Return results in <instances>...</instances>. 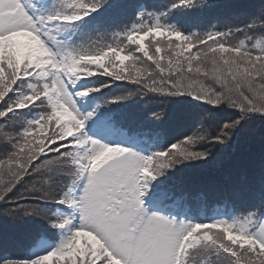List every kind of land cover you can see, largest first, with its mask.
I'll list each match as a JSON object with an SVG mask.
<instances>
[{
  "label": "trees",
  "instance_id": "16d2710c",
  "mask_svg": "<svg viewBox=\"0 0 264 264\" xmlns=\"http://www.w3.org/2000/svg\"><path fill=\"white\" fill-rule=\"evenodd\" d=\"M177 4L178 0H107V3L95 11L89 10V14L84 15L81 20L64 26L69 31L77 29H72L76 38L71 43V52L94 51L116 43L128 45V51L141 57L142 63H138V67L147 68L154 76H158L160 73L155 65L147 61L143 53L136 51L135 44L126 40L127 32L134 27L158 23L195 38H203L214 32L222 33L229 45L238 47L243 42L245 48L253 50V58L258 55L264 57L258 48H254L257 41H264V0H196L192 6H174ZM58 11L66 13L69 8L65 6ZM169 39L167 36H160L145 40L150 53L155 52L156 40L160 41L163 51L159 55L163 57L161 63L166 68L169 59L166 45ZM171 39L175 40V37ZM195 50L192 49L193 52ZM237 60L240 61V57ZM125 63L130 64L131 61ZM206 64L207 70L211 71V60L206 61ZM27 66L29 65L25 64L18 74L14 51L10 49L5 52L0 66L6 69V74L0 71V110L23 109H16L0 118V158L12 151L8 138L26 128L30 131L25 135V149L37 151V146H46L42 133L47 129L45 117L48 110L40 108L35 101L37 96L44 97L51 87V79L44 81L31 76L33 69L29 72ZM176 71L173 67L172 72ZM204 71L203 65L200 74H196L194 70L188 73L186 64L183 68L186 77L199 75L202 78ZM85 88L99 89L90 94V108L98 110L103 116L111 117L118 130L130 131L139 126L137 132H131L133 137L152 143L158 153L187 137H205L194 148L195 151H209L205 159L181 160L174 166L163 169L159 176L150 181L153 188L152 201L157 207L180 213L190 212L189 221L193 224L203 223L201 226L211 222L214 224L216 221L234 223L238 227L246 224L251 234L264 226V114L248 113L226 143L212 144L206 138L215 135L222 124L237 120L241 116L239 109L229 107L226 103L213 107L186 94L182 97L161 95L148 91L141 85L115 80L102 74L88 78ZM120 97L126 99H119ZM168 102L174 107L167 108ZM163 111L159 119L154 117V113ZM0 115L4 113L0 112ZM213 115H217L219 119L216 125L213 124L214 121H210ZM205 120L209 124L208 128L202 127ZM238 129L248 133L246 140L237 137ZM56 132L60 136H66L61 129ZM211 159L216 165L205 167L204 165H210ZM200 166L203 171L197 173ZM218 172L221 174L217 176L215 183L219 193L212 199L192 197L191 192H181L178 189V183H184L186 187H197L203 175H216ZM77 179L78 168L70 157L56 160L39 173L25 177L24 182L8 194V197H13V206L7 205L9 199L0 201V264H30L32 260L39 256L43 258L42 255L47 253V264H85L86 260L88 264L91 262L74 233L78 227L74 225L73 215L66 206ZM33 184L49 198L36 199L30 196L22 203L37 210L33 212L28 208V214H25L22 208L15 207V203ZM227 192L234 193L235 197L227 195ZM61 199L65 200L64 203L60 202ZM220 232L227 236L225 234L230 231L217 226L212 233L216 241H219ZM56 249L63 251L53 258L51 251ZM186 264H232V257L216 243L203 242L190 251Z\"/></svg>",
  "mask_w": 264,
  "mask_h": 264
},
{
  "label": "snow or ice",
  "instance_id": "6c2138e0",
  "mask_svg": "<svg viewBox=\"0 0 264 264\" xmlns=\"http://www.w3.org/2000/svg\"><path fill=\"white\" fill-rule=\"evenodd\" d=\"M105 3L107 0H90L87 3L85 0H69L66 6L72 11L49 16L48 20L76 22L89 14V10L95 11ZM194 3L196 0H178V4L174 6H192ZM0 13H3L0 15V34L19 33L10 41L13 45L24 43L25 34L32 33L47 46L49 59L52 61L48 67L52 71L46 73V78L51 79L60 94V100L76 114L83 128L91 114L88 116L78 114L72 95L66 87L65 78L70 81L74 77L102 74L115 80L141 85L148 91L161 95L186 94L213 107L226 103L229 107L239 109L241 116L237 120L222 124L215 135L206 138L207 142L212 144L226 143L248 113L264 114V57L258 55L253 58V50L245 48L243 42L238 47L229 45L223 39L222 33L214 32L203 38H195L158 23L153 26L134 27L127 32L126 40L130 44H135L136 51L143 53L147 61H151L159 70L160 75L154 76L147 68L138 67V63H142L141 57L128 51V45L121 46L120 43L109 44L94 51L67 52L57 56L45 42L46 32L37 26L21 0H5ZM160 36L170 38L166 45L169 50L167 68L161 63L163 57L159 54L163 49L160 41L156 40L154 53H150L149 46L145 44L147 38ZM171 37H175V40ZM193 48L196 49L195 52L192 51ZM254 48H258L259 52L264 54V41H257ZM237 57H240V61ZM208 60H211L213 66L211 71L207 70ZM126 61L131 63H125ZM185 64L188 73L194 70L196 74L201 73L203 65L205 68L203 77L199 75L186 77L183 72ZM173 67L177 70L175 73L172 72ZM28 71L31 72L32 68H28ZM166 71L167 75L164 74ZM14 86L15 84L13 88ZM38 101L41 102L39 99L35 102ZM16 109L23 108H13L12 111ZM12 111H8L7 108L0 110L4 113L0 118ZM153 115L159 119L162 113ZM54 128L55 121L48 128L46 146L43 148L37 146L39 149L37 151L25 149V135L30 131L28 128L8 138L12 151L0 158V201H5L8 194L24 182L25 177L39 173L46 165L56 160L70 157L71 162L78 166L79 176L83 171V165L90 163L92 159L110 154L112 158L98 170H93V174H84L87 185L77 199L83 205L82 216L85 219L91 216L92 230L105 241L112 254L119 256L125 264H186L190 251L203 242L216 243L232 257V264H264V226L255 234L249 233L246 224H240L238 227L237 224L225 221H216L214 224L211 222L208 224L213 227L203 228L201 227L203 223L194 225L175 223L158 214L149 215L142 207L141 197L144 190L163 169L172 167L181 160L205 159L209 155V151L194 150L196 143L205 137L190 136L170 145L163 152L153 156H142L123 146H109L87 138L83 132L79 135L61 137L58 132L53 131ZM79 144L84 145L82 158L74 155L79 151ZM141 169H146L151 175L142 176ZM30 196L36 199L49 198L33 184V187L22 193L15 203V207L22 208L25 214H28L26 211L28 208L33 212L37 210L22 203ZM64 201L60 200L61 203ZM217 226L235 232L240 237V242L216 241L212 233ZM62 251L63 249L51 251L52 257ZM42 256L43 258L39 256L30 264H47L48 253ZM85 264H88L87 260Z\"/></svg>",
  "mask_w": 264,
  "mask_h": 264
},
{
  "label": "rangeland",
  "instance_id": "374dc122",
  "mask_svg": "<svg viewBox=\"0 0 264 264\" xmlns=\"http://www.w3.org/2000/svg\"><path fill=\"white\" fill-rule=\"evenodd\" d=\"M47 2V0H23V5L26 9V11L28 12V14L34 19V21H36L37 26L40 27L44 32H46V36L45 38V42L46 44L51 48V50L53 51V53L57 54V56H61V54L55 49V43L52 41L53 35H59L60 29L56 28V29H52L54 30L53 33L55 34H51L49 31H47L46 27L47 26H51L53 25L55 22L54 21H47V22H43V12L45 10V3ZM69 3V0L64 1L63 3L57 5L59 8L61 7V5L66 6ZM5 4V0H0V9L3 8ZM39 5H42V7H39ZM71 10L69 9L68 12H70ZM40 14V16L38 17L39 19H36V15L35 14ZM67 13V12H66ZM3 13H0V15H2ZM61 14H64V12H61ZM19 33L17 32H11V33H7V34H0V40L6 38L7 36L10 37H16L18 36ZM24 43H18L20 48H21V60L26 62V64H28L29 66H27V70L28 68H32L33 72L39 69H42V71L40 72L41 75H46L47 72H51L52 69L50 67H48L52 61L51 59H49V55L47 52V46L39 40L38 37H35L32 33H27L24 36ZM33 65H35V67H33ZM0 66H2V62H0ZM0 71L2 72V74H6V69L5 68H0ZM166 75V72L164 73ZM95 76V75H92ZM92 76H84V77H80V78H72V80H68L67 78H65V83H66V87L69 91V93L72 95L73 101H74V106L78 112V114L80 116H88L89 113H85V110H81V109H86V106L88 104V99H87V95L82 94H75L74 92V88L77 86L78 83L85 81L86 79L92 77ZM98 89V88H96ZM89 94H94L93 92H95L96 90L94 89H89L86 90ZM97 92V91H96ZM55 94V95H54ZM59 95V96H58ZM180 97H182V95H179ZM39 99L41 102H37L42 108L44 109V106H46V99L45 97H43L42 95L37 96L36 99ZM51 98H52V103L55 106V111L64 116L67 119V126L69 128V130H71L73 133V135H79V132L75 131V126L77 124H79L78 121V117L75 116V114L73 113L72 110H70L69 108H67V106L63 103L60 102V94L57 91V89H53V91L51 92ZM63 103V104H62ZM170 102H168V104L166 105L167 108H173L174 106L172 104H169ZM164 113V111L162 112V114ZM171 117H174V114H171ZM93 118V122L95 121V123H93L92 125V129H90L89 131H86L85 136L87 138L90 139H95L101 143L107 144L109 146H121L125 148H128L129 150L136 152L142 156H149V146L145 145L144 143H132L129 141H123L124 138L119 136L116 131L113 130L112 125H109L110 123L106 124L105 121L103 120H98L97 116L95 117H89L86 121H90ZM53 121H55V119L49 114V112L47 111L46 113V117H45V123H46V128L42 135L45 138H42V140L46 141L49 135L48 132V128L49 126L52 125ZM210 121L213 122L214 125H216V123L219 121L218 116L217 115H213L212 118H210ZM74 124V125H72ZM55 125H56V121H55ZM207 126V128L209 127V124L207 125V122L205 120L204 124L202 125V127ZM139 126H136L133 129L130 130V132H137L139 130ZM129 130V129H127ZM239 130V134L236 133L237 137L240 138L241 140H246L247 139V132L242 131L241 129ZM124 131V130H123ZM122 133L124 134V132L126 133L127 131H124ZM217 131V130H216ZM215 131V133H216ZM115 132V133H114ZM121 132V131H118ZM122 135V134H121ZM235 135V137H236ZM63 137V136H61ZM97 138H101L103 141L98 140ZM235 139V138H234ZM233 139V140H234ZM45 143V142H44ZM79 143V142H78ZM221 145V144H220ZM218 146V145H215ZM84 151V145L83 144H79V151H77V156H80L82 158V154ZM108 154H105L104 156H101L99 159H94V162L91 163L90 165V169L93 168V170H98L100 167L103 166L104 163L107 162L108 159H111L112 156L109 154L106 158L105 156ZM105 158V159H104ZM210 158V157H209ZM203 160V159H202ZM201 160V162H202ZM92 161V160H91ZM90 161V162H91ZM101 161V163H100ZM214 161L211 159L210 161V165H204L205 167H214L213 165H216V163H213ZM181 164V163H180ZM142 171V169H141ZM203 171L201 169V166L197 169V173ZM196 173V174H197ZM93 174V172L91 173ZM221 173H216V175H203L202 177V181L199 184V186L197 187H193V186H188L186 187V185L184 183H178V189L179 191H185V192H191L192 193V197L196 196V197H200L203 200H209L212 199L213 196L215 194H218V189L216 186V179L217 176H220ZM142 176H144L142 174ZM176 182V181H174ZM87 185V184H86ZM86 185L83 187V189L81 190V193L78 192V195L80 194V196L83 194V190L86 187ZM146 190H148V186L147 188L144 190V194L142 195L141 199H142V207L144 208V210L149 214H158L161 215L165 218H168L170 220H172L175 223H183L182 221H180L177 218L173 217H169L166 216V214L164 213V211L160 210H153L151 207H149V205H147L146 203V198L145 196V192ZM227 195L231 196V197H235L234 193H230L227 192ZM195 197V198H196ZM13 197H8L7 201V205L13 206L11 204V201ZM197 214V213H196ZM81 220H82V225L81 227L83 228V230L88 231H93L92 230V219L91 216L89 215L87 219H85L82 215H81ZM185 224H191V223H187L185 222ZM194 225V224H192ZM203 228H209L211 227V225L209 224H204V226H201ZM83 231V232H86ZM96 232V231H93ZM80 230H77V234L80 235ZM97 233V232H96ZM98 235V234H97ZM216 235H218V233H216ZM220 236H218V240L219 242L222 243H228L230 240L233 243H239L237 241H240V237L235 234H229L228 232L225 234L227 236H224L223 233H219ZM216 237V236H215ZM81 240V237H80ZM84 247L86 248V252H90V255H92L93 259H95V261L90 262L89 264H95L96 260H100L103 257H106V260H103L104 264H114V257L113 255L110 253V250L106 247H104L103 242L99 241L95 236H93L92 234H87L84 240ZM115 261L116 264H121V258L118 259L115 256ZM98 264V263H97Z\"/></svg>",
  "mask_w": 264,
  "mask_h": 264
}]
</instances>
